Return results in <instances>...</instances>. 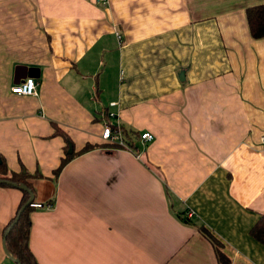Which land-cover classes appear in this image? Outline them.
<instances>
[{
	"label": "crops",
	"instance_id": "obj_1",
	"mask_svg": "<svg viewBox=\"0 0 264 264\" xmlns=\"http://www.w3.org/2000/svg\"><path fill=\"white\" fill-rule=\"evenodd\" d=\"M255 4L0 0V155L45 204L30 212L39 264L264 263L251 233L264 213ZM31 68L37 93L12 92ZM105 109L153 139L105 142ZM22 196L0 185V264H18L2 238Z\"/></svg>",
	"mask_w": 264,
	"mask_h": 264
},
{
	"label": "trees",
	"instance_id": "obj_2",
	"mask_svg": "<svg viewBox=\"0 0 264 264\" xmlns=\"http://www.w3.org/2000/svg\"><path fill=\"white\" fill-rule=\"evenodd\" d=\"M246 16L248 20V25L250 28V32L253 37L259 38L264 36V6L262 4H255L249 6L246 9ZM116 127V126H115ZM58 128V127H57ZM122 130L123 137L125 141L129 144L130 149L137 151V148H134L135 142L134 138L139 137L140 133H136L130 128L125 127L121 124L120 126ZM56 133H59L60 130L56 129ZM115 146H119L117 144H113ZM121 147V146H120ZM89 149L86 146L83 151ZM73 154H68L65 158L62 159L60 165L54 170L55 174H58L61 167L68 161ZM32 174H30L27 170H21L19 172L10 171L7 167L5 160L0 155V178L8 179L9 183H1L0 185H9L17 187L13 184V182L26 184L27 188L34 192V188L31 181ZM28 189H21L23 192L22 200L17 209L15 216L12 220L7 224L4 228V232L8 226L10 230L6 234V246L7 249L19 259L18 264H39L36 260L33 252L29 246V235H30V226H31V216L30 212L33 209V206L28 203L26 207L19 213L21 206L28 200L30 197ZM34 201V198L32 202ZM19 214L18 220L12 224L14 218ZM12 224V225H11ZM205 236L214 244V249L218 260L220 262H227V256L222 252V247L218 244L217 240L214 238L213 234H211L206 229L203 230ZM252 235L264 241V213L261 214L258 221L251 229Z\"/></svg>",
	"mask_w": 264,
	"mask_h": 264
},
{
	"label": "built area",
	"instance_id": "obj_3",
	"mask_svg": "<svg viewBox=\"0 0 264 264\" xmlns=\"http://www.w3.org/2000/svg\"><path fill=\"white\" fill-rule=\"evenodd\" d=\"M103 2H107L108 0H102ZM27 79H31L34 84H35V89L33 90V92L31 94H36L37 93V81L36 78L32 75H28L25 78H23L22 80H20L19 82H17L16 84H14L11 87L12 92L17 93V94H25V95H30V94H26L28 92V90L25 88L23 92H16L14 91V89L17 88H22L26 83H27ZM115 104V102H111V105ZM104 124H103V129L101 132V137L105 142H109L112 144H117L121 147L127 148L129 150V144L125 141L123 134H122V130L120 128L121 123L119 122V120L116 117V113L110 109H105L104 110ZM116 126V127H115ZM153 134L150 131H143L140 133L139 135V139L141 140V142L143 144H145L146 142L150 141L153 139ZM31 206L33 207H43L45 206L44 203L42 202H36L33 201L30 203ZM47 206H50L51 203L46 204ZM189 215L192 214L191 211L188 212ZM264 264V263H263Z\"/></svg>",
	"mask_w": 264,
	"mask_h": 264
},
{
	"label": "water",
	"instance_id": "obj_4",
	"mask_svg": "<svg viewBox=\"0 0 264 264\" xmlns=\"http://www.w3.org/2000/svg\"><path fill=\"white\" fill-rule=\"evenodd\" d=\"M34 68H31V70H28L26 75H29V74H32V70ZM24 76V75H23ZM22 76V77H23ZM21 79V78H20ZM20 79L18 81H20ZM0 182L1 183H9L10 181L8 179H4V178H0ZM13 184L15 186H17L18 188L20 189H28L26 184H23V183H17V182H13ZM29 191V194H30V197L28 198V200L21 206L20 210H19V213L26 207V205L28 203H31L33 198H34V192H32L30 189H28ZM18 217H19V214L14 218L12 224H14L17 220H18ZM11 224V225H12ZM10 227L11 226H8L4 232V235H3V238H2V246H3V249L5 250V252L7 254H9L17 263H19V259L17 257H15L8 249H7V246H6V234L7 232L10 230Z\"/></svg>",
	"mask_w": 264,
	"mask_h": 264
},
{
	"label": "clouds",
	"instance_id": "obj_5",
	"mask_svg": "<svg viewBox=\"0 0 264 264\" xmlns=\"http://www.w3.org/2000/svg\"><path fill=\"white\" fill-rule=\"evenodd\" d=\"M25 88L28 90L26 94H31L33 90L35 89L34 82L31 79H27V83L22 88L14 89V91L23 92Z\"/></svg>",
	"mask_w": 264,
	"mask_h": 264
}]
</instances>
